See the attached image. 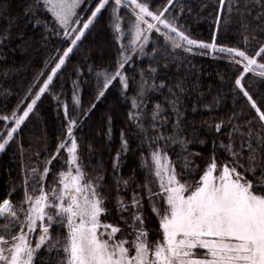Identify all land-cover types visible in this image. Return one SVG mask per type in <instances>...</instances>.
<instances>
[{"label":"snow or ice","instance_id":"1","mask_svg":"<svg viewBox=\"0 0 264 264\" xmlns=\"http://www.w3.org/2000/svg\"><path fill=\"white\" fill-rule=\"evenodd\" d=\"M91 3L94 7H87ZM8 7L0 3V10ZM183 11L182 0H166L155 8L150 0H32L26 4L24 14L34 26H41L44 39L54 36L67 46L62 54L61 48L55 49L10 115L0 116L5 122L0 152L14 140L37 101L50 92L70 54L105 13L118 46L117 60L113 70L96 71L94 102L88 108L81 107L79 83L73 81L71 99L80 109L78 114L72 115L68 103L53 94L64 122L55 150L45 159L40 160V152H31L29 145L26 161V149L17 142L21 181L0 199V264H264V102L258 103L250 91L252 84L243 82L245 74L251 73L264 83V0H216L217 30H227L238 18L243 48L218 44L215 32L211 42L191 38L179 23ZM48 14L51 20L40 18ZM126 15L133 19L126 20ZM6 38L7 31L0 34V43ZM189 55L225 59L238 70L231 87L233 110L215 124L204 122L213 137L212 152L202 169L196 166L198 179L190 169L200 154L188 150L192 140L186 138L184 128L183 98L188 89L185 78L175 75L189 67ZM144 57L147 67L138 66ZM74 71L79 75L81 70ZM114 81L120 85V98L129 104L127 123L140 141L139 168L144 179L137 183L135 172L131 178L119 175L122 155L131 151L122 129L121 147L111 164L119 220L109 223L103 219L112 211L106 206L105 173L102 167L88 171L77 130ZM157 95L160 99H155ZM224 98L217 95L203 107L219 106ZM238 103H246L250 113L237 110ZM103 119L111 138L113 117L106 114ZM198 143L204 145L206 140ZM173 146L180 149L176 161L169 156ZM88 150L91 156V144ZM219 151L228 159L218 163ZM57 159L61 163L54 171L50 165ZM133 183L140 191L132 189L125 200L120 193ZM18 190H22L19 200L9 198ZM145 204L158 219L155 238H150Z\"/></svg>","mask_w":264,"mask_h":264},{"label":"trees","instance_id":"2","mask_svg":"<svg viewBox=\"0 0 264 264\" xmlns=\"http://www.w3.org/2000/svg\"><path fill=\"white\" fill-rule=\"evenodd\" d=\"M32 0H0V3L9 5L7 10H0V34L7 31V38L0 43V116L10 115L16 107L18 101L24 97L27 87L32 83L33 78L45 69V62L55 54L56 48L63 47L57 37L50 36L47 41L44 39V32L41 26H34V21L30 22L24 14V8ZM166 0H150V6L155 8ZM184 11L180 13L179 23L183 25V30L193 39H200L211 42L213 32L216 33V42L228 46H238L243 48L242 36L239 34V20L234 18L233 23L227 30H217L213 22L216 0H182ZM90 4H87V7ZM204 5V7H202ZM82 7H84L82 5ZM94 7V3L90 5ZM191 8V12L188 8ZM179 11V8L176 9ZM122 15L125 13L122 11ZM175 14V11L174 13ZM38 15H40L38 13ZM131 17L126 15L125 18ZM41 19L51 20L50 14L46 17L41 15ZM128 20V19H126ZM11 22V23H10ZM157 36L153 34L152 40ZM162 41V37L160 38ZM79 48L75 49L66 61L59 75L54 78L53 87L50 92L43 94L35 107L34 113L21 126L18 134H14V140L6 147V150L0 154V199L9 196L10 189L21 181L20 161L17 150V142L24 145L26 149L25 160H28L29 145L31 152L39 151L40 160L46 158V155L55 150L57 138L62 136V124L64 122L63 110L58 109L53 94H58L61 100L69 96L70 84L80 79L84 87L83 108H88L94 102V92L96 84L95 73L100 68L113 70L117 60V45L112 40V33L107 25V13L102 15L82 39ZM256 44V41L252 42ZM150 51L151 49H146ZM248 51L254 54V50L249 46ZM88 57V59H86ZM143 62L137 61L138 66L147 67L148 58H142ZM191 62L188 68H181L176 76L185 78V86L188 91L184 96V105L187 110L184 116V128L188 139L192 140L188 150L199 153L195 157V165L190 169L195 179L199 178L200 172L196 166L202 169L209 160L212 152V136L208 134V123L215 124L221 118L227 119V116L233 110L231 87L238 74L236 67L230 65L227 60L213 58L205 55H189ZM264 62V61H262ZM91 66V72L89 68ZM76 67L80 68V74L74 71ZM127 68V65H126ZM50 69H46L48 71ZM7 71V76L4 72ZM175 72V70H173ZM129 78L132 73L129 71ZM81 75V76H80ZM77 78V79H76ZM138 79V77H137ZM42 82V80H41ZM246 85L252 84L250 91L258 103L264 102V83H261L252 74H245L243 81ZM4 89L8 91L5 93ZM120 85L117 81L113 82L110 89L106 91L105 97L97 103L90 115L85 118L83 127L77 130V136L82 137L81 150L85 165L88 171L93 169L100 171L101 167L105 173L104 194L109 197L106 206L111 209V214L106 215L105 219L109 223L119 220L115 213V186L112 176V158L121 147V130L129 138L130 148L126 155H122L119 175L125 178L133 177L135 172V181L143 183V173L139 168L140 149L139 138L133 134L132 126L127 123V112L129 104L120 98ZM132 94V88L128 90ZM222 95L225 98L219 106L212 105L211 109L204 108V104L213 101V97ZM155 99H160L157 95ZM193 105L196 111L193 112ZM21 106V111L23 107ZM243 108L245 113H250L249 106L246 103H238L237 110ZM111 114L113 117L111 124V138L106 135L107 124L104 116ZM11 126V122H8ZM5 127V122L0 120V130ZM214 131V130H213ZM6 134V133H4ZM199 139H205L206 143L201 145ZM223 139V137H221ZM92 146V155L89 156L88 145ZM44 148L48 149L45 153ZM172 160H177V153L180 152L178 146L168 149ZM33 160L36 157H32ZM228 159L223 151L217 153V162L220 163ZM58 160V159H57ZM54 161L50 167L55 170L58 161ZM180 161H177V170H180ZM52 173L48 177L52 179ZM259 175V172H257ZM250 178H252L250 176ZM132 189L140 191L133 183L128 190L121 191L125 200L130 199ZM22 196V190L11 193L9 198L19 200ZM145 213L150 218L147 226L150 229V236L156 237L158 220L151 210L145 204Z\"/></svg>","mask_w":264,"mask_h":264},{"label":"rangeland","instance_id":"3","mask_svg":"<svg viewBox=\"0 0 264 264\" xmlns=\"http://www.w3.org/2000/svg\"><path fill=\"white\" fill-rule=\"evenodd\" d=\"M91 4H93V3H91ZM90 4V5H91ZM90 5L88 6V7H90ZM103 11V10H102ZM90 14V13H89ZM86 18V17H85ZM126 19H128V20H131V19H133V17H127ZM88 32V31H87ZM87 32H86V34H87ZM85 34V35H86ZM85 37V36H84ZM83 37V38H84ZM82 38V39H83ZM72 54V53H71ZM70 54V55H71ZM209 57H213V56H209ZM246 74H248V73H246ZM251 74V73H250ZM81 76V75H80ZM55 78V77H54ZM77 79V78H76ZM74 81H78V83H79V90H78V95H79V97H80V101H81V107H82V105H83V95H84V91L85 90H83L84 89V87L82 86V82L80 81V79H77V80H74ZM70 93H69V96L67 97V98H65L64 99V101H66L67 103H68V105H69V110H70V113L72 114V115H76V114H78V112L80 111V109L79 108H76L75 106H74V104H73V101H72V99H71V97H72V92H73V82L70 84ZM2 152H0V154H1ZM64 155H66V153L64 154ZM58 161V166H57V168L54 170V171H57V170H59V167H60V160L58 159L57 160ZM52 175V174H51ZM50 176V175H49ZM49 182H51V180L49 179ZM103 219H105V217H103ZM157 219V218H156ZM106 220V219H105ZM158 220V219H157ZM107 221V220H106ZM108 222V221H107ZM120 226L122 227V228H124V230H125V232H127V228L124 226V224H123V222H120ZM117 235H119V234H117ZM150 238H153V237H151L150 236Z\"/></svg>","mask_w":264,"mask_h":264}]
</instances>
